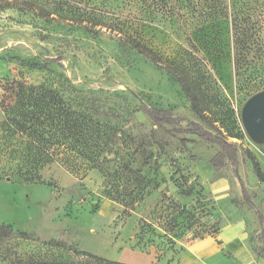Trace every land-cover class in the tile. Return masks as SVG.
<instances>
[{"label":"rangeland","instance_id":"1","mask_svg":"<svg viewBox=\"0 0 264 264\" xmlns=\"http://www.w3.org/2000/svg\"><path fill=\"white\" fill-rule=\"evenodd\" d=\"M154 4L128 14L127 25L158 55L157 65L110 33L0 11V225L16 232L0 258L15 252L58 264H114L131 252L152 264H181L192 251L213 248L193 264H264L254 252L263 248L256 211L264 217V184L255 165L264 173V141L243 120L247 102L264 91V0ZM244 33L254 35L247 62L258 69L246 81L234 62ZM172 66L205 92L203 117L169 75ZM12 82L55 91L89 131L71 138L49 126L46 150L41 155L34 143L28 156L31 139L9 133L18 100L6 93ZM150 108L170 111L180 125H155ZM193 125L232 144L239 166L217 171L211 162L220 148L180 133ZM183 139L195 142L183 147ZM32 168L41 183L24 181ZM243 185L256 211L234 204L244 201ZM226 230H237L241 253L225 245Z\"/></svg>","mask_w":264,"mask_h":264},{"label":"trees","instance_id":"2","mask_svg":"<svg viewBox=\"0 0 264 264\" xmlns=\"http://www.w3.org/2000/svg\"><path fill=\"white\" fill-rule=\"evenodd\" d=\"M158 0H0V11H9V9L17 10L21 13L32 14L37 19H41L47 24H62L70 26L88 34L98 36L110 33L117 44L127 52H133L140 57L146 59L150 63L157 65L158 55L154 50L150 49L143 41L134 36L128 28L127 16L130 13L136 12L143 14L152 10ZM165 3L167 0H159ZM246 33L237 37L235 42L236 54L234 56L235 70L237 77L242 80H251L258 69L248 61V56L251 52V38ZM37 67V66H33ZM168 73L180 86L181 90L187 98L190 99L192 106L197 114L204 116L208 110L207 102L204 101L205 92L200 91L197 86V91L192 89V84L188 78H185L184 72L178 71L174 66L168 67ZM197 82V81H195ZM6 93L11 97L18 98L15 108H11L10 120L14 123L13 129L9 130L10 136L17 135L19 138L31 139L25 143L24 152H31L34 148V143H38L37 149L40 154L46 150L47 143L43 140L51 132L48 131L49 126L54 129V135L58 130H61L66 136H80L89 131V127H85L80 123V117L75 116V111L63 100L58 97L53 90L45 88H36L27 84L12 82L7 87ZM203 97V98H202ZM147 116L153 123L161 127L176 128L180 125L179 119L173 118L170 111L165 109L150 108L145 111ZM50 128V130H51ZM61 128V129H59ZM181 134L195 136L200 141L208 142L220 148L221 152L212 160L211 164L217 171L224 170L230 165L238 167V153L235 147L230 144L225 138L215 136L201 125H193L187 130H181ZM65 136V135H64ZM56 139V136L52 137ZM58 140V139H57ZM35 141V142H33ZM195 142L191 139H183L181 141L183 147H187L189 143ZM81 154H85L82 148L78 149ZM39 155L40 161L42 156ZM91 161L97 162L98 157L91 156ZM255 171L258 179L264 184V173L261 172L258 165H255ZM34 168L29 169L24 173L23 178L26 183H41L42 178L34 174ZM242 194L244 201H235L236 205H245L248 208H254V203L248 193L242 186ZM259 222H261L260 236L263 241V248L259 255L264 257V217L256 211ZM16 235L15 230L11 226L0 225V249L5 240L13 239ZM19 236L28 239L29 235L25 232L19 233ZM14 256L8 254L0 258V264H58L55 261L35 258L33 256H23L15 253ZM122 264V263H114Z\"/></svg>","mask_w":264,"mask_h":264},{"label":"crops","instance_id":"3","mask_svg":"<svg viewBox=\"0 0 264 264\" xmlns=\"http://www.w3.org/2000/svg\"><path fill=\"white\" fill-rule=\"evenodd\" d=\"M237 230H226L222 233L221 238L224 239L225 245L228 247V249L233 253H241V247H242V240L238 238L236 234ZM202 249V248H201ZM213 248L206 249L202 253L197 254L196 251H192L189 253V255L184 259V261L181 264H193V262L199 257H206L209 252H211ZM200 251V250H199ZM257 253V255L264 259L262 255H259L257 251H254ZM122 264H152V262L145 261L141 255H138L137 253H131V252H124L122 254Z\"/></svg>","mask_w":264,"mask_h":264},{"label":"water","instance_id":"4","mask_svg":"<svg viewBox=\"0 0 264 264\" xmlns=\"http://www.w3.org/2000/svg\"><path fill=\"white\" fill-rule=\"evenodd\" d=\"M246 131L261 143L264 141V91L251 98L243 111Z\"/></svg>","mask_w":264,"mask_h":264}]
</instances>
